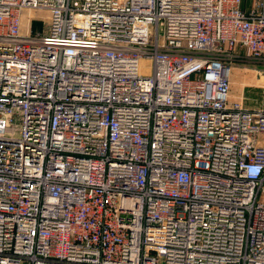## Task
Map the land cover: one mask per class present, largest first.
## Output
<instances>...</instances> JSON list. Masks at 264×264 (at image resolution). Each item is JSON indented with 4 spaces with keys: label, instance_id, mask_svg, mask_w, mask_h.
<instances>
[{
    "label": "built area",
    "instance_id": "1",
    "mask_svg": "<svg viewBox=\"0 0 264 264\" xmlns=\"http://www.w3.org/2000/svg\"><path fill=\"white\" fill-rule=\"evenodd\" d=\"M239 55L264 0H0V264H264Z\"/></svg>",
    "mask_w": 264,
    "mask_h": 264
},
{
    "label": "rangeland",
    "instance_id": "2",
    "mask_svg": "<svg viewBox=\"0 0 264 264\" xmlns=\"http://www.w3.org/2000/svg\"><path fill=\"white\" fill-rule=\"evenodd\" d=\"M25 15L22 22L23 33L28 29V25L32 32L44 29V19H46L44 11H32L30 21L27 13ZM230 61L232 68L229 99L241 100L244 106L251 109L264 108V61L246 55L230 56ZM148 65L149 62L143 60L140 68L148 70Z\"/></svg>",
    "mask_w": 264,
    "mask_h": 264
},
{
    "label": "crops",
    "instance_id": "3",
    "mask_svg": "<svg viewBox=\"0 0 264 264\" xmlns=\"http://www.w3.org/2000/svg\"><path fill=\"white\" fill-rule=\"evenodd\" d=\"M34 12V11H33ZM32 13V12H31ZM31 13H30V15H31ZM230 76H231V73H230ZM230 81H231V78H230ZM242 99V98H241ZM235 101V100H234ZM241 101V100H240ZM241 103H242V105H243V102L241 101ZM244 106V105H243ZM244 107H246V106H244ZM246 108H248V107H246ZM249 109H251V108H249ZM257 109V108H256Z\"/></svg>",
    "mask_w": 264,
    "mask_h": 264
}]
</instances>
